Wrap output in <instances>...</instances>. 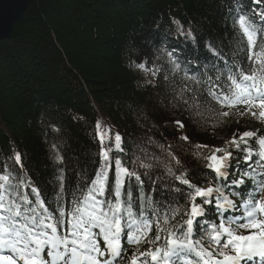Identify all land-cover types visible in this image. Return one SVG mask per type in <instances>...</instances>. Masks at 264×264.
Instances as JSON below:
<instances>
[{
    "label": "snow or ice",
    "instance_id": "snow-or-ice-1",
    "mask_svg": "<svg viewBox=\"0 0 264 264\" xmlns=\"http://www.w3.org/2000/svg\"><path fill=\"white\" fill-rule=\"evenodd\" d=\"M254 20L238 12L227 53L215 41L206 44L211 58L196 60L161 47L152 69L145 63L136 67L163 75L171 85L172 107L182 108L197 127L239 118L264 123V12ZM174 23L179 35L196 41L192 30ZM174 125L185 127L181 120ZM258 131L233 133L223 147L193 144L190 133L180 136L203 162L190 170L172 144L151 137L148 143L159 155L141 148L140 156L129 158L125 138L110 128L101 131L98 121L100 163L94 176L82 170L75 185L66 184L61 167L51 190L39 177L33 181L5 164L0 264H119L125 259L126 264H264V135ZM51 150L54 162L63 165L57 144ZM233 150L243 153L248 170L229 184ZM254 156V165L248 163ZM10 159L23 170L20 152ZM246 179L253 187L244 192ZM125 244L133 249L130 256Z\"/></svg>",
    "mask_w": 264,
    "mask_h": 264
},
{
    "label": "trees",
    "instance_id": "trees-1",
    "mask_svg": "<svg viewBox=\"0 0 264 264\" xmlns=\"http://www.w3.org/2000/svg\"><path fill=\"white\" fill-rule=\"evenodd\" d=\"M259 2L256 6L252 0H34L13 36L0 40V171L8 164L33 181L39 177L49 190L61 167L66 184L75 185L82 170L94 176L100 163L98 121L101 131L110 128L125 138L129 158L140 156L141 148L159 155L156 145L148 143L151 137L172 144L190 170L202 168L203 162L178 139L182 133L174 125L177 120L184 121L193 144L210 147L216 146L220 131L259 130L258 135H264V125L251 118L197 127L187 112L172 107L171 85L163 75L144 70L141 74L136 67L145 63L152 69L161 47L173 49L162 38L175 44L183 39L177 20L185 32L192 30L194 44L202 47L215 41L229 52L234 36L229 11L240 5L241 12L252 17L264 12V0ZM187 45L184 52L189 51ZM53 143L61 149L63 165L53 160ZM249 143L255 147L253 139ZM16 152L22 154V171L10 159ZM233 156L241 161L243 153L233 150Z\"/></svg>",
    "mask_w": 264,
    "mask_h": 264
},
{
    "label": "water",
    "instance_id": "water-1",
    "mask_svg": "<svg viewBox=\"0 0 264 264\" xmlns=\"http://www.w3.org/2000/svg\"><path fill=\"white\" fill-rule=\"evenodd\" d=\"M34 0H0V40L11 38Z\"/></svg>",
    "mask_w": 264,
    "mask_h": 264
},
{
    "label": "rangeland",
    "instance_id": "rangeland-1",
    "mask_svg": "<svg viewBox=\"0 0 264 264\" xmlns=\"http://www.w3.org/2000/svg\"><path fill=\"white\" fill-rule=\"evenodd\" d=\"M138 72L139 73H143L144 71L141 70V69H138ZM105 130V128H104ZM182 135H186V132H185V129L183 130H180ZM232 137V134L231 133H227V132H223V131H220L218 132V135H217V144H216V147H223L225 145V142L230 140Z\"/></svg>",
    "mask_w": 264,
    "mask_h": 264
}]
</instances>
